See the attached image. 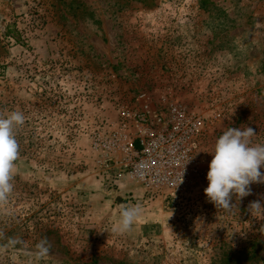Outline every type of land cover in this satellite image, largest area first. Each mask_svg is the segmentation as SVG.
<instances>
[{
    "label": "rangeland",
    "instance_id": "rangeland-1",
    "mask_svg": "<svg viewBox=\"0 0 264 264\" xmlns=\"http://www.w3.org/2000/svg\"><path fill=\"white\" fill-rule=\"evenodd\" d=\"M173 107L201 121L179 193L99 172L93 133L126 110ZM11 110L26 123L0 264H264V219L248 211L264 184L231 212L204 193L224 130L251 127L264 144V0H0V112ZM125 205L142 213L118 234ZM42 238L51 251L37 262Z\"/></svg>",
    "mask_w": 264,
    "mask_h": 264
},
{
    "label": "built area",
    "instance_id": "built-area-1",
    "mask_svg": "<svg viewBox=\"0 0 264 264\" xmlns=\"http://www.w3.org/2000/svg\"><path fill=\"white\" fill-rule=\"evenodd\" d=\"M200 127L198 117L176 107L153 116L126 110L115 129L93 133L91 148L103 157L99 172L113 170L114 183L126 178L148 192L173 195L187 183Z\"/></svg>",
    "mask_w": 264,
    "mask_h": 264
},
{
    "label": "clouds",
    "instance_id": "clouds-1",
    "mask_svg": "<svg viewBox=\"0 0 264 264\" xmlns=\"http://www.w3.org/2000/svg\"><path fill=\"white\" fill-rule=\"evenodd\" d=\"M25 123L22 111L0 112V208L8 205L14 191L16 162L20 156L17 132ZM255 135L254 129L248 126L228 127L216 139L214 150L209 152L212 159L204 193L218 210L231 212L234 208L238 209L239 202L251 194L252 184H264V144L253 143ZM180 183L182 173L175 187ZM248 211L256 219H264V204L260 200L250 202ZM141 213L139 205H125L112 231L118 234L131 232ZM50 251L51 243L42 238L35 245L34 259L42 261L50 255Z\"/></svg>",
    "mask_w": 264,
    "mask_h": 264
}]
</instances>
